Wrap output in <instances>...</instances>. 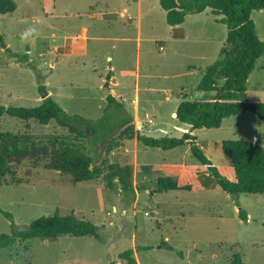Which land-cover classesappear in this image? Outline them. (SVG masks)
Returning <instances> with one entry per match:
<instances>
[{
    "label": "rangeland",
    "instance_id": "rangeland-1",
    "mask_svg": "<svg viewBox=\"0 0 264 264\" xmlns=\"http://www.w3.org/2000/svg\"><path fill=\"white\" fill-rule=\"evenodd\" d=\"M15 2L14 12L0 15L4 106L39 104L45 96L38 87L43 85L70 115L108 119L113 128L128 117L141 134L180 137L188 131L174 118L180 101L210 95L195 88L202 70L217 59L226 42L227 27L216 22L209 9L186 15L173 28L159 0H142L140 22L132 14L137 13V0L129 2L131 14L122 12L127 0ZM251 19L264 43V9L253 10ZM13 54L27 55L29 64ZM109 76L110 94L123 106L116 112L121 118L104 113L108 101L101 92ZM247 94L252 101H264V54L250 73ZM2 132L30 136L31 143L48 152L12 163L18 182L9 174L2 178L0 208L12 214L16 228L40 216L74 213L99 226L102 240L63 235L21 241L0 249V264H122L120 253L130 249L138 264H231L235 253L243 264H264V193L224 192L205 169L198 172L200 190L157 192L155 175L175 178L171 166H181L183 173L204 167L189 146L162 150L133 139L106 154L99 131L80 138L55 121L27 125L9 116L0 117ZM196 134L208 158L225 166L223 141L264 140V120L242 113L225 118L219 128ZM95 142L99 144L92 150ZM61 144L90 151L96 163L107 158L128 166L135 193L123 192L116 181L109 188L102 177L74 183L70 175L54 170L52 152L62 150ZM11 223L0 212V233H9Z\"/></svg>",
    "mask_w": 264,
    "mask_h": 264
},
{
    "label": "trees",
    "instance_id": "trees-1",
    "mask_svg": "<svg viewBox=\"0 0 264 264\" xmlns=\"http://www.w3.org/2000/svg\"><path fill=\"white\" fill-rule=\"evenodd\" d=\"M159 5L166 13V22L173 28L181 25L186 15L199 14L206 9L215 16L216 22L227 27L226 42L221 47L217 59L202 70L201 79L195 88L210 95L205 99L184 97L174 112L175 119L188 127V131L180 137H152L141 134L135 131L131 119L124 116L122 122L113 128L107 124L108 119L96 121L77 114L70 115L53 97L47 95L43 85L38 87L45 96L39 104L35 106L0 104V117L9 116L24 121L27 125L29 121L42 126L55 121L70 135L80 138L99 131L105 138L101 148L105 146L106 154L113 148L125 145V140L133 139L147 147L162 150L189 146L192 156L204 167L191 168L187 173H182L181 166H171L170 170L176 177H159L157 192L200 190L198 172L205 169L213 178L215 186L224 192L234 195L264 193V140L223 141L222 149L228 164L219 166L202 150L197 143L196 134L199 130L219 128L225 118L242 113L254 114L264 120V101H252L247 94L250 73L255 69L257 60L264 54V43L257 34L251 13L253 10L264 9V0H159ZM16 8L15 0H0V15L14 12ZM0 43L4 44L1 37ZM13 55L19 58L20 62L28 63L27 55ZM106 99L108 105L104 113H115L121 118V114L116 112L122 111V104L118 103L112 94ZM116 132H119V135L113 136ZM98 144L93 143L92 150ZM61 145L62 150L52 152V168L70 175L74 183L102 177L109 188H113L116 181L122 186L123 192L135 193L128 166H122L120 162H109L107 158L96 163L90 151L84 152L80 147H71L68 144ZM38 152L43 155L48 153L46 148H38L31 143L30 136H20L12 132L0 133V184L2 178L8 174L12 176L14 182H18L11 164L18 165L27 157L37 156ZM0 212L12 222L9 233H0V249L34 238L54 240L63 235L93 236L97 240H102L99 226L77 217L74 213L40 216L25 228L18 229L13 223L11 213L1 208ZM239 215L243 220H247L243 210L239 211ZM133 252L130 249L120 253L122 264H138ZM231 264H243L240 254L233 255Z\"/></svg>",
    "mask_w": 264,
    "mask_h": 264
},
{
    "label": "crops",
    "instance_id": "crops-1",
    "mask_svg": "<svg viewBox=\"0 0 264 264\" xmlns=\"http://www.w3.org/2000/svg\"><path fill=\"white\" fill-rule=\"evenodd\" d=\"M131 1H134V0H127V3H128V5L127 6H124V8H123V10H122V12L124 11V12H128V13H130V3L129 2H131ZM137 4H138V8H137V13L135 14V13H133L132 12V14H134L135 16H136V19H138L137 20V22H140L141 21V19L143 18V8H142V0H137V2H136ZM54 9V8H53ZM122 12H121V14H122ZM107 14H109V12L107 13ZM112 14V13H111ZM116 14V13H115ZM120 14V15H121ZM131 14V13H130ZM93 15H95L96 16V14H93ZM92 15V16H93ZM99 16H101V17H103V16H105L106 14H104V13H102V12H99V14H98ZM80 34H82L84 37H87V39H85L86 40V44H85V48H86V46H87V44H88V36L85 34V31H83V32H81ZM70 38H72V37H70ZM195 69V68H194ZM111 78H113L112 76H111ZM110 82V81H109ZM110 85V84H109ZM176 110V109H175ZM175 118V117H174ZM178 122V121H177ZM179 123V122H178ZM181 124V123H180ZM199 143V142H198ZM147 172L145 171V172H143V182L144 183H147L148 181H149V178H148V175L146 174ZM183 173V172H182ZM160 176H158V175H155V178H154V180H155V182L157 181V179L159 178ZM134 187H135V182H134Z\"/></svg>",
    "mask_w": 264,
    "mask_h": 264
},
{
    "label": "water",
    "instance_id": "water-1",
    "mask_svg": "<svg viewBox=\"0 0 264 264\" xmlns=\"http://www.w3.org/2000/svg\"><path fill=\"white\" fill-rule=\"evenodd\" d=\"M110 79H111V77L109 76L108 78H107V81H106V83H105V85H104V88H103V90H102V92H101V96L102 97H107L109 94H110V90H109V81H110ZM46 241L48 240V239H45Z\"/></svg>",
    "mask_w": 264,
    "mask_h": 264
}]
</instances>
